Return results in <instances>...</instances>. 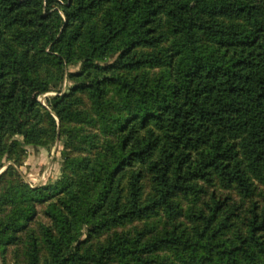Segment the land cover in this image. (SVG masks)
<instances>
[{
  "label": "trees",
  "instance_id": "trees-1",
  "mask_svg": "<svg viewBox=\"0 0 264 264\" xmlns=\"http://www.w3.org/2000/svg\"><path fill=\"white\" fill-rule=\"evenodd\" d=\"M58 136L59 180L0 176L2 255L27 232L28 264H264V192L230 238L240 204L203 201L264 183V0H0V167ZM39 205L49 223L29 229ZM159 213L192 231L157 230Z\"/></svg>",
  "mask_w": 264,
  "mask_h": 264
},
{
  "label": "rangeland",
  "instance_id": "rangeland-1",
  "mask_svg": "<svg viewBox=\"0 0 264 264\" xmlns=\"http://www.w3.org/2000/svg\"><path fill=\"white\" fill-rule=\"evenodd\" d=\"M169 42V41H168ZM164 43L163 45H165ZM80 62L67 64L64 69L63 80L58 88L55 90H51L44 94L38 96V101L45 105V98L49 96H53L57 93L64 92L69 86L72 85V81L68 77L69 72H75L80 69ZM161 68H148V72L150 75H154L160 71ZM85 104L84 109L87 113H92L90 109V105L87 101L86 95H82ZM85 130L90 133L97 134L96 142L100 145L103 143L105 139H111L113 133L103 134L99 131L97 126L93 125H84ZM12 142H17L20 140V137H12L10 139ZM100 145H97L98 148L94 149H85L81 150L82 155L89 156L93 159L98 151H101L102 148ZM65 148V141L63 137H57L56 140L50 145L49 148L45 147H33L26 146L24 148L23 154L17 155V159H8V157L3 158V166L0 167V176L6 170L8 165H11L16 170L20 172L22 178L25 182L32 188L36 186H45L50 183L59 180L62 175V161H63V150ZM70 174V173H68ZM254 186L256 188L255 193L250 197H242L235 189H222L218 183H215L213 186L208 188V195L203 198V201L209 199V195L212 192H215L218 195L230 194L232 199L240 204V214L239 217L234 221V229L228 234L229 238L232 237L233 231L236 228H242V220L244 215L247 214V209L250 207L251 203L261 202V193L264 192V183L255 181ZM147 188V186H146ZM179 202L184 210L189 208H198L202 206L201 203L194 204L191 199H186L183 197L179 198ZM38 214L34 221L30 224L29 229H37V225L39 221H44L49 223V220L44 217L42 210L44 208L43 205H39ZM173 222L176 225H179V229H184L186 232H191L193 228V224L189 222L184 216L177 218L176 220L170 221L168 220L163 213H159V215L151 217L147 220L149 225H154L157 230H163L164 228H170V223ZM145 224V220L137 221L130 225H127L124 228H119V231L129 230L133 231L134 229L141 228ZM243 230V229H242ZM21 241L15 245H9L7 251L2 255L0 252V264H28L26 258V249H27V232H22L20 234ZM106 235L102 236L101 239H104ZM45 255V251L42 250L41 258ZM173 260L172 255H169ZM43 260V258H42ZM174 261V260H173Z\"/></svg>",
  "mask_w": 264,
  "mask_h": 264
}]
</instances>
